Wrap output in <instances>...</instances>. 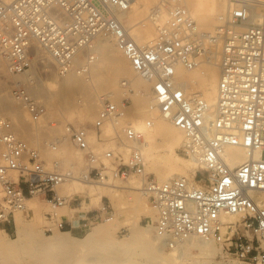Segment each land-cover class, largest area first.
I'll list each match as a JSON object with an SVG mask.
<instances>
[{
  "label": "built area",
  "instance_id": "2783aa9c",
  "mask_svg": "<svg viewBox=\"0 0 264 264\" xmlns=\"http://www.w3.org/2000/svg\"><path fill=\"white\" fill-rule=\"evenodd\" d=\"M134 3L0 0V60L17 77L34 66L39 46L62 74H87L96 60L87 50L98 37L112 39L135 72L151 84L162 117L183 132L179 151L196 165L193 177L159 181L147 172L141 149L145 131L129 127L128 102L116 104L105 97L95 122L74 126L51 120L46 104L26 84H14L11 95L33 123L64 126V133L45 142L46 149L59 151L69 140L85 162L79 171L61 158L49 162L41 148L24 140L15 123L0 114V226L11 223L35 197L53 209L80 210V219L71 226L111 221L115 213L109 205L83 212V202L63 193L61 186L137 176L155 212L150 221L168 247L198 238L217 244L224 257L264 264V0H229L210 33L201 29L186 0H158L144 22L157 32L148 43L139 42L122 18ZM212 44L220 50L215 105L189 92L178 79L180 67L191 71L203 65ZM122 85L133 91L126 80ZM59 226L69 225L64 221Z\"/></svg>",
  "mask_w": 264,
  "mask_h": 264
},
{
  "label": "bare ground",
  "instance_id": "6f19581e",
  "mask_svg": "<svg viewBox=\"0 0 264 264\" xmlns=\"http://www.w3.org/2000/svg\"><path fill=\"white\" fill-rule=\"evenodd\" d=\"M3 1L8 2L9 0ZM136 2L138 3L137 15L129 17L128 14L131 13L130 11V13L123 14L122 18L127 25L131 24L129 26L130 28H135L137 25L143 26L139 32H137L136 29V36L139 34L143 40H150L153 35L152 26L144 22H146L145 20L148 17L146 16L148 8L150 11L155 5L154 3L156 0H135V3ZM186 3L194 14L198 16L201 29L207 33L213 32L217 25L212 21V16L218 13V17L219 14L224 13L229 7V3H227L226 0H186ZM100 38L103 37L95 39L92 45L93 47L88 49L90 53L91 51L95 53V50L99 51L103 48L108 49L110 46L111 48L113 47L112 39L106 38L105 43H100ZM208 48V58H206L203 65L200 66H204L201 70V74L194 76L191 75V71L193 72V70L189 71L180 67L178 69V79L189 92L200 93L211 105H215L220 81V50L219 47L214 44ZM113 49L114 54L111 53L113 54L112 56L117 58V64L112 78L106 82L107 86H112L117 79L126 75L130 70L127 62L128 58L122 55L123 52L121 53V50L119 51L118 48ZM39 53L40 52L36 50L34 66L38 61L41 59L43 60V57L39 58ZM33 67L24 73L27 82L22 83L20 80L18 81V76L12 77L8 68L7 71L12 79L11 85L6 86L0 81V109L8 111L17 120L25 119L28 115H26V111L23 110V106L13 99L11 95L12 85L18 83L26 84L29 92L33 96H36L37 90L33 89L36 85V76ZM132 68L133 66L131 69ZM1 71H5L4 68H2ZM24 74L21 75L24 76ZM62 76V80H56L55 83L58 89L70 88L76 90L82 85L81 78L78 77L75 72H70ZM87 80L90 82L91 79ZM126 81L127 84L131 86V81L128 79ZM91 85L94 87L93 81ZM193 89H196V91H193ZM115 92L116 91L112 90L105 96L90 97L78 116L79 120L87 122L94 119L98 114L100 102H102L105 97H112L116 104L119 103V100L114 96ZM142 95V101H145L139 105H141L142 108V104L145 103L146 106L140 110H130L127 120L130 124L129 127L133 131H145L141 149L145 158H147L146 161L150 160L154 165L158 163L164 164V168L160 170L161 172L157 173L159 178L164 179L163 181L175 177L186 176L185 174L187 172L173 165L175 158H177V160H185L176 153V147L182 145L184 141L183 132L170 120L162 117L151 95V87L147 88L146 86ZM36 97L40 98L43 97V95H38ZM140 99L141 98L136 101ZM146 101L148 103H146ZM139 102H137V105ZM137 108L138 107H136V109ZM48 115L51 119L49 112ZM53 121L62 123L60 120ZM148 121L151 122L150 127L147 126ZM111 130L112 129H109L107 133L110 134L112 132ZM125 140L126 142H130L128 137H125ZM241 157H243V154H241ZM236 160L239 161L240 158L237 156ZM185 164L188 165V163ZM85 186L86 185H82V183L77 181L75 185H72L71 190L75 193L89 192L90 195L95 193L93 189L88 190ZM133 188L138 189L140 187L137 185ZM28 202L30 203L31 199ZM18 224H20L18 239L9 241L4 239L0 234V260L4 264H160L162 261L160 260L161 257H159V251L164 244L166 245L164 240L158 236L150 237L147 233H142V231H136L134 233L135 243H137L134 248L122 240L112 238L110 234L112 228L116 227L118 224L117 220L113 223L95 227L85 239H74L68 233L59 232L51 236H44L36 225L23 224L20 220ZM191 247L199 249L203 258H210L216 253V245L214 242L193 238L177 247L176 249L178 250L172 253V255L176 259L188 257V249ZM137 258L142 259H140V261ZM163 260L167 261L165 258H163ZM194 264L211 263L197 260Z\"/></svg>",
  "mask_w": 264,
  "mask_h": 264
},
{
  "label": "rangeland",
  "instance_id": "374dc122",
  "mask_svg": "<svg viewBox=\"0 0 264 264\" xmlns=\"http://www.w3.org/2000/svg\"><path fill=\"white\" fill-rule=\"evenodd\" d=\"M226 1L227 3H229L228 0ZM8 2H11V0H9ZM157 2L158 0H156L154 4H156ZM137 9L138 3L136 2L131 9V13L129 12L130 14H128L129 17L137 15ZM148 13L149 8L147 10L146 16H148ZM217 14L218 13H215L212 16V21L214 22V24H217ZM196 16L197 15H195V17ZM196 18L200 25L198 16ZM130 25L131 24H128V26ZM148 25L152 26L151 24ZM136 27L134 28V32H136V29L137 32H139L143 26L137 25ZM152 31L153 35L150 40H143L139 34L136 37L139 42L147 43L154 39L156 36L157 32L154 26H152ZM105 39L106 38H100V43H105ZM112 43L113 47L111 48L110 46V48H108L110 50H108L107 48H103L99 51L95 50V53L93 51H91L90 53V50H87L88 54L93 53V55L97 58L91 65L90 71L87 74L75 72L82 81V85L76 90H72L70 88H56V80H62V75L64 74L59 71L55 60L51 58V56L47 52H45L39 46L36 47V50L40 52L39 58L43 57V60L41 59L40 61H38V63H36L33 67V71L35 72L36 76V85L35 87H33V89L37 90L36 96L43 95V97H34L38 98L42 102H45L48 108V112L51 116V120H60L63 124H72L74 126H89L93 122H95L96 118L98 117L102 102H100V108L97 116L90 121L82 122L79 120L78 116L84 105L86 104V101L90 97L105 96L112 90L116 91L114 96L119 100V103L128 102L130 110H140L146 106V104L144 103L142 104L143 107L141 108V105L139 104L145 101H142V92L145 91L146 86L147 88L151 87V84L144 78L139 76L136 72H134V68L131 69L132 64L129 59L127 60V62L130 70L126 73V75L120 77V79H117V81L112 86L106 85V82L112 78L115 66L117 64V58L112 56L114 54L113 48L117 49V47L115 46L113 41ZM120 52L122 53V51ZM122 55L125 54L122 53ZM2 68H4L5 71H1ZM202 68H204V66L193 70V72L191 71V75H200ZM87 79H91L93 81L94 87L93 85H91L92 81L90 80L89 82ZM127 79L131 81L130 88H132L133 91H130L129 88L123 87L122 82ZM17 80H20V82L22 83L27 82L25 74L24 76H18ZM0 81L6 86L11 85L12 79L10 78V75L7 71V64L5 61H0ZM193 91H196V89H193ZM139 98H141L139 100L141 102L136 101ZM111 100L114 101L112 97ZM137 102H139L138 105ZM146 103L148 102L146 101ZM136 107L138 108L136 109ZM0 114L6 115L15 123L20 136L24 140H26L32 146L41 148L43 151V156L49 162L56 158H61L65 166L73 168L77 171H79L82 166H84L85 159L83 154L79 152V150L69 140L65 141L64 144L60 146L59 151L53 152L49 149H46L45 142L47 140L59 133H64L63 125L52 127L45 122L35 124L31 121L28 113L26 114L28 116L22 120H17L11 113L4 109H0ZM111 134L112 132L110 134L108 133L107 135L109 136ZM91 141L93 143H96V138L92 137ZM180 146L181 145L176 147V153L185 160H177V158H175L173 165L178 166L180 169L187 172L185 175L192 178V175L197 170L196 165L193 164L187 156L183 155L179 151ZM185 163H188V165H186ZM146 168L147 172L149 174H152L159 181L164 180L159 178V176L157 175V173L161 172L160 170L164 168L163 163L154 165L152 161L147 160ZM12 175L17 178L19 173L12 172ZM76 183L77 181H72L62 185L61 191L65 194H70L74 199L77 198L79 201L81 200L84 204L82 208L83 212L100 208L103 204L109 205L115 213L114 219L111 221H100L87 227H82L80 225H69L61 228L59 226L61 222H72L73 220H75V218H78L80 215V210L76 211L68 206L53 209V207L43 198L35 197L31 199L30 203H26L25 209L20 210L15 214V218L11 223L0 226V234L4 239L9 241L18 239L20 226V224H18V221L20 220L23 224L36 225L44 236H51L59 232L68 233L74 239H85L95 227L113 223L117 220L118 224L116 225V227L112 228L110 235L112 236V238L124 241L133 248L137 244L135 243L134 238V233L136 231H142V233L145 232L150 237L157 236L155 235V228L150 221L151 219L154 220L155 212L149 204L148 197L142 190L143 187L141 184V178L133 176L129 179H116L107 184H87L84 182H80L82 183V185H86L85 188H87L88 190L93 189L95 191V193L92 195H90L89 192L75 193L73 190H71V187ZM137 185H139L140 188H133ZM2 197L3 192L0 186V202L2 201ZM215 245L216 253L210 258H203V256H201L200 254L199 249H197L196 247H191L188 249V257L176 259L174 258L172 253H174L178 249L170 248L167 246V244H164L159 251V257H161L160 260L162 261L160 264H194L197 260L207 261L211 264H256L243 262L234 258L224 257L221 254L219 246L217 244ZM163 258H165L167 261H164ZM137 259L140 260L142 258ZM0 264L4 263L0 260Z\"/></svg>",
  "mask_w": 264,
  "mask_h": 264
},
{
  "label": "crops",
  "instance_id": "0c3cea01",
  "mask_svg": "<svg viewBox=\"0 0 264 264\" xmlns=\"http://www.w3.org/2000/svg\"><path fill=\"white\" fill-rule=\"evenodd\" d=\"M76 220H78V219H80V216L78 217V218H75ZM74 221V220H73ZM72 221V222H73ZM68 222V225H71L72 224V222L71 221H67Z\"/></svg>",
  "mask_w": 264,
  "mask_h": 264
}]
</instances>
